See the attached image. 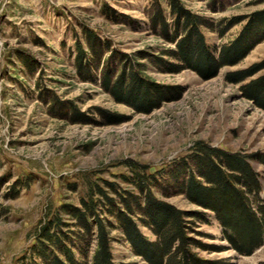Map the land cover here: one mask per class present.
Segmentation results:
<instances>
[{"label":"rangeland","instance_id":"rangeland-1","mask_svg":"<svg viewBox=\"0 0 264 264\" xmlns=\"http://www.w3.org/2000/svg\"><path fill=\"white\" fill-rule=\"evenodd\" d=\"M152 1L0 0V264L38 261L34 232L47 218L58 215L62 230L73 229L61 207L80 205L87 180L98 181L116 200L123 191L141 197L130 183L127 159L156 174L153 199L190 213L187 233L198 242L190 245L197 256L264 264V244L238 254L214 213L180 191L187 171L202 159L195 152L200 143L243 156L259 184L250 197L264 201V109L243 88L264 68L237 82L226 79L228 72L264 61V0H180L206 23L199 29L215 54L241 37L247 24V42L260 39L237 63L208 78L166 67L177 58L167 51L173 42L151 25ZM156 1L170 21L167 0ZM255 11L260 13L251 15ZM87 31L98 38L92 43L99 56L86 61L91 68L82 77L75 44L89 52ZM24 56L37 63L33 74L21 64ZM132 69L143 81L137 100L145 108L119 101L103 87L104 73L112 80L122 73L127 84ZM138 227L154 239L147 227ZM111 234L115 262L148 264L118 229Z\"/></svg>","mask_w":264,"mask_h":264},{"label":"trees","instance_id":"trees-1","mask_svg":"<svg viewBox=\"0 0 264 264\" xmlns=\"http://www.w3.org/2000/svg\"><path fill=\"white\" fill-rule=\"evenodd\" d=\"M167 3L172 14L170 21L166 18L163 6L156 0L148 7L152 9L151 25L158 28L162 37L173 42L174 48L167 51L177 58V62H164L172 71L190 68L205 78L212 77L219 68L237 63L260 41L255 39L247 42L250 27L247 24L243 30L245 37L239 36L230 44L221 46L215 54L200 32L201 24L205 23L203 19L190 14L180 0H167ZM259 13L255 11L251 15ZM238 18L241 17L235 19ZM85 33L89 52H85L79 42L75 44V67L82 77L91 68L86 61L95 63L99 56L98 49L92 43V40L98 42V38L89 31ZM21 64L33 74L37 63L24 56ZM261 68H264V61L247 69L228 72L226 79L237 82ZM123 77L121 73L112 80L108 72L104 73L103 87L117 100L145 108L142 105L144 100H137L143 81L136 78L133 69L127 76V84ZM243 88L245 94L264 109V75L248 82ZM195 147V152L202 159L195 170L187 171L180 191L193 203L214 213L230 248L238 254L250 255L264 244V201L259 202L250 197V194L256 196L258 193L257 174L246 159L237 153L207 149L200 143ZM124 163L131 173L130 183L142 196L123 191L117 193L116 200L108 195L98 181L87 180L80 205L63 204L61 207L74 228L62 230L58 215L44 220L35 229L36 242L32 246L39 260L24 264H118L111 252V232L115 229L119 230L130 250L148 264H234L222 259H205L192 252L190 245L198 242L187 233L189 226L186 219L190 213L153 199L151 187L155 184L156 174L147 172L145 165L131 159L124 160ZM99 181L115 188L111 182ZM103 214H108L110 218H104ZM136 214L139 222L133 216ZM138 223L147 227L154 239L144 236ZM201 247L212 248L213 245L202 244Z\"/></svg>","mask_w":264,"mask_h":264}]
</instances>
